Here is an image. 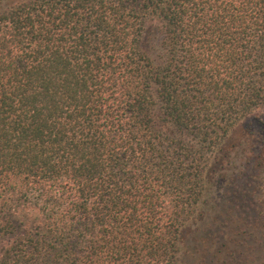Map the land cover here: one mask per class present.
I'll use <instances>...</instances> for the list:
<instances>
[{"label":"trees","instance_id":"obj_1","mask_svg":"<svg viewBox=\"0 0 264 264\" xmlns=\"http://www.w3.org/2000/svg\"><path fill=\"white\" fill-rule=\"evenodd\" d=\"M260 108L264 0H0V264H264Z\"/></svg>","mask_w":264,"mask_h":264},{"label":"rangeland","instance_id":"obj_2","mask_svg":"<svg viewBox=\"0 0 264 264\" xmlns=\"http://www.w3.org/2000/svg\"><path fill=\"white\" fill-rule=\"evenodd\" d=\"M254 116L256 117H258V118H260L263 122H264V108H260V109H257V110H255V112H254ZM246 122V121H245ZM244 122H241V123H239L237 126H236V128L234 129V131L231 133V138H236V136H238L237 134L240 132V130L242 129V127H243V124ZM239 155H240V153L239 152H237ZM240 160L239 159H236V161H235V166H237V165H240ZM238 168H239V166H237ZM235 170V169H234ZM216 249V248H215ZM238 253L239 252H237L236 254V256L238 257L239 255H238ZM191 262H193L192 261V259H191V257L190 256H187V257H185V259L183 260V262L181 263V264H191Z\"/></svg>","mask_w":264,"mask_h":264}]
</instances>
